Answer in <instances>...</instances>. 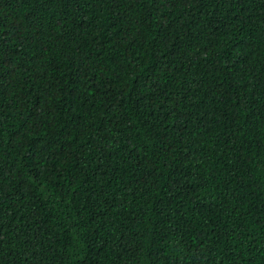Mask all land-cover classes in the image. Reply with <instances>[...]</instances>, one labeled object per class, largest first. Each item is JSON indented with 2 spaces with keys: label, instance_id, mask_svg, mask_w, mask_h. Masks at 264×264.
<instances>
[{
  "label": "trees",
  "instance_id": "obj_1",
  "mask_svg": "<svg viewBox=\"0 0 264 264\" xmlns=\"http://www.w3.org/2000/svg\"><path fill=\"white\" fill-rule=\"evenodd\" d=\"M0 264H264V0H0Z\"/></svg>",
  "mask_w": 264,
  "mask_h": 264
}]
</instances>
